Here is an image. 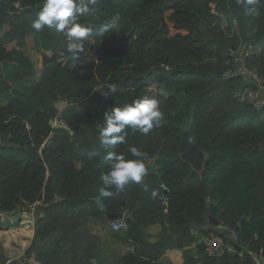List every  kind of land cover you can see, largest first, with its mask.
Returning a JSON list of instances; mask_svg holds the SVG:
<instances>
[{"label":"trees","instance_id":"16d2710c","mask_svg":"<svg viewBox=\"0 0 264 264\" xmlns=\"http://www.w3.org/2000/svg\"><path fill=\"white\" fill-rule=\"evenodd\" d=\"M42 5L0 0V212L33 210L26 259L164 264L162 254L177 248L184 264H257L251 253L264 254V98L243 95L264 85V0L251 15L237 0H101L78 17L94 32L77 59L62 33L32 28ZM113 16L119 33L97 36ZM29 36L42 53L39 79L22 50ZM90 40L99 42L96 60L85 63ZM144 97L157 100L160 126L147 135L126 128L125 143L101 148L105 111ZM58 115L73 134L51 127ZM130 146L147 154L143 184L101 196L108 153L135 159ZM91 151L99 155L90 159ZM121 211L128 228L112 230V238L130 250L110 256L100 227L110 230L106 212ZM151 225L160 226L154 242ZM232 231L240 251L230 245ZM211 233L223 238L222 253H208Z\"/></svg>","mask_w":264,"mask_h":264},{"label":"clouds","instance_id":"9594fccd","mask_svg":"<svg viewBox=\"0 0 264 264\" xmlns=\"http://www.w3.org/2000/svg\"><path fill=\"white\" fill-rule=\"evenodd\" d=\"M101 0H43V5L37 18L32 22V28L40 31L46 26L55 29L68 38L67 51L74 59L85 51L84 41L93 36V28L82 25L78 17L85 16L98 9ZM245 9V15L257 12L261 0H237ZM120 18L113 16L105 20L95 29V34L102 37L105 33H119ZM110 92H116L117 86L112 85ZM163 121V113L159 109L157 100L144 97L134 100L122 107H114L103 114V125L99 132L100 146L108 149L110 146L125 143V129L139 131L147 135L153 127H159ZM192 142V138H190ZM128 151L135 159H126L123 154L109 152L106 159L110 161L109 169L100 179L104 187L100 188L101 196H110L107 189L115 187L123 190L129 182L143 184L147 175L144 160L147 154L135 146ZM97 151L88 153V157L98 156ZM145 187H147L145 185ZM155 198L157 193L152 192Z\"/></svg>","mask_w":264,"mask_h":264},{"label":"crops","instance_id":"0c3cea01","mask_svg":"<svg viewBox=\"0 0 264 264\" xmlns=\"http://www.w3.org/2000/svg\"><path fill=\"white\" fill-rule=\"evenodd\" d=\"M30 38H33V41L35 42L34 36H29L28 41ZM92 44H95L97 46H95L92 50L88 49L87 53L96 52V49L99 46V42L93 41ZM34 46L36 51L32 53L37 54L39 62L38 65H35L32 56L28 52L30 48L29 43H27L22 50L34 63L36 69V79H39L43 71L42 53L37 49L36 43L34 44ZM36 205V208L40 207L39 203H37ZM34 221V212L33 210L28 208L13 212H0V255L4 254L7 259L6 264H11V262L13 261L19 262L23 257H25V264H41L34 258V256L30 259H26V251L30 247L34 236ZM159 230V225H151L146 227V231L149 233L151 239L156 238V240H158L157 234ZM106 231L107 229L102 230V228L100 227V235L102 237V241ZM118 244L121 245L119 248V255H123L130 250V247L128 245H122L120 243ZM104 250L105 253H107L106 247ZM159 260L164 264L185 263L183 251L177 248L166 250Z\"/></svg>","mask_w":264,"mask_h":264},{"label":"built area","instance_id":"2783aa9c","mask_svg":"<svg viewBox=\"0 0 264 264\" xmlns=\"http://www.w3.org/2000/svg\"><path fill=\"white\" fill-rule=\"evenodd\" d=\"M248 74L251 75L257 82L261 83V80L257 76V74H255L252 71H248ZM156 89H158V87L155 85L150 87V90H156ZM263 94H264V85H261L259 89L257 90H251V91L244 93L243 99L249 100L251 102H259L260 100H262L261 98ZM50 125L52 128H64L68 130L71 134H73V131L66 124V122L62 118L59 117V115L50 121ZM151 162L152 161L150 160L149 163ZM36 204L37 203L32 204V208H34ZM109 225L111 229L116 232L124 231L128 228V224L124 218L109 221ZM237 239H238L237 235L235 234L234 231H232L231 241L237 243ZM206 241H207V246H208L207 251L209 254H215L216 252L219 251L220 248L222 247L225 248L223 238L219 235L211 233L210 236L206 239ZM251 254L257 264H264V254L263 253H251ZM19 263L24 264L25 257H23L22 260L19 261ZM93 264H96V262H94Z\"/></svg>","mask_w":264,"mask_h":264},{"label":"rangeland","instance_id":"374dc122","mask_svg":"<svg viewBox=\"0 0 264 264\" xmlns=\"http://www.w3.org/2000/svg\"><path fill=\"white\" fill-rule=\"evenodd\" d=\"M92 42H93V40H90L89 41V44H88L89 45V48L91 50L95 46H97L95 44L93 45ZM28 43L30 45V48H29L28 52L32 56V58H33V60L35 62V65H38L39 62H38L37 54H35V53L33 54L32 53V52H35L36 51L35 50V46H34L35 42L33 41V38H30L29 41H28ZM93 60L94 61L96 60L95 53H87L86 54V57H85V63H88V62L93 61ZM237 70H238L237 72H243V73L245 71V70H242L239 66H238ZM263 98H264V94H263V96H262L261 99H263ZM6 100H7V98H4L2 100V102H1V104H5L6 103ZM109 227H110V225H109ZM103 243H104V245L106 247V252H107L108 255H110V256L111 255H114V256L119 255V248H120L121 245H119L118 242L112 238V230L111 229L109 230L107 228V231L105 232L104 237H103Z\"/></svg>","mask_w":264,"mask_h":264},{"label":"water","instance_id":"95a60500","mask_svg":"<svg viewBox=\"0 0 264 264\" xmlns=\"http://www.w3.org/2000/svg\"><path fill=\"white\" fill-rule=\"evenodd\" d=\"M165 194H166V196L169 195V190H168L167 188H165ZM93 201L96 202V204H97V206H98L99 209L102 210V209L104 208V204H103V202H102V200H101L100 197H95V198L93 199ZM106 217H107V219H108L109 221H113V220H117V219H122V218H124V217H125V214H124V211H121V212H118V213L106 212ZM211 220H212V222H213L214 224H218V221H217L216 219H214L213 217H211ZM244 221H245V220H243L242 223H243ZM151 241L154 242V241H157V240H156V238H152ZM230 245H231L233 248H235V249H237V250H239V251L242 250V246L238 245V244L235 243V242L230 241ZM223 251H224V247L220 248L218 252H219V253H222Z\"/></svg>","mask_w":264,"mask_h":264}]
</instances>
